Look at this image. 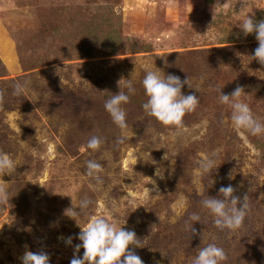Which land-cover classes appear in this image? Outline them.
<instances>
[{"label": "rangeland", "instance_id": "1", "mask_svg": "<svg viewBox=\"0 0 264 264\" xmlns=\"http://www.w3.org/2000/svg\"><path fill=\"white\" fill-rule=\"evenodd\" d=\"M247 15L264 20V0H0V152L17 165L0 174L10 198L0 206V264H22L26 251L70 264L97 214L135 231L144 264H192L208 244L226 264H264V135L235 129L219 100L241 87L264 122V65L251 57L259 43L239 27ZM147 71L188 78L182 92L199 106L182 128L144 111ZM129 80L136 91L120 129L104 103ZM92 136L99 150L87 148ZM206 159L214 166L202 174ZM90 160L103 183L87 175ZM229 185L248 204L235 232L218 229L201 203Z\"/></svg>", "mask_w": 264, "mask_h": 264}, {"label": "clouds", "instance_id": "2", "mask_svg": "<svg viewBox=\"0 0 264 264\" xmlns=\"http://www.w3.org/2000/svg\"><path fill=\"white\" fill-rule=\"evenodd\" d=\"M239 27L245 36L255 34L259 46L251 57L252 60H257L264 65V20L257 22L247 15ZM27 83V81L15 83L14 95L17 97L23 95L27 90ZM186 84L191 87L188 78L182 81L174 74L161 75L155 71H147L142 81L145 95L148 97L142 105L144 111L165 126L182 128L186 114L194 112L199 106V98L195 94L185 95L182 92ZM135 91L134 85L129 80L127 91L121 90L118 94L111 95L104 103L105 110L120 129L127 128V112L123 106L130 103ZM242 93L244 90L241 87H237L230 95L223 94L220 90L219 100L231 109V120L235 129L246 130L255 136L264 135V122L254 116L248 103L240 99ZM101 144L100 137L92 136L87 142V148L99 150ZM213 166V161L206 159L201 163V173H211ZM16 168L15 161L7 153L0 152V174L12 175ZM87 169L89 177L95 179L97 183H103L101 174L104 169L100 163L90 160L87 163ZM156 175L164 179V173H161L159 169ZM152 183L155 184V181ZM134 199L135 197H131L130 202ZM9 200L7 188L0 185V206L7 205ZM245 201L246 196L241 201L234 195V188L229 185L219 189L218 197L206 198L201 203L203 208L214 217V224L218 229L235 232L243 226L247 215L248 204ZM90 203L87 199L81 200L76 207L78 211L72 210V216L79 215L89 207ZM189 219L192 222L201 223V216L198 214H191ZM81 229L76 238L82 243L75 245L74 258L70 264H144L134 251L135 248L144 247L135 231L118 226L115 221L102 214L91 216L86 226ZM188 229L193 235L196 234L193 223L188 225ZM66 243L72 245L73 237H68ZM81 248L84 252L83 256L79 257L77 254ZM227 260L228 256L222 247L208 244L199 250L192 264H226ZM22 264H50V257L44 252L26 251L22 257Z\"/></svg>", "mask_w": 264, "mask_h": 264}]
</instances>
